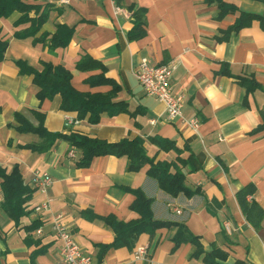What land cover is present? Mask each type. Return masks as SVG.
Returning <instances> with one entry per match:
<instances>
[{"label":"crops","instance_id":"0c3cea01","mask_svg":"<svg viewBox=\"0 0 264 264\" xmlns=\"http://www.w3.org/2000/svg\"><path fill=\"white\" fill-rule=\"evenodd\" d=\"M223 1L237 10L218 18L217 6L205 0H118L120 11H115L113 0H74L60 6L25 0L38 7L37 13L46 10L36 36L49 38L58 24L71 28L66 46L52 52L43 43H33L32 37L14 36L28 26L13 24L17 12L0 18L7 38L0 61V166L6 171L16 166L24 183L34 188L35 172L52 178L45 193L34 190L27 202L30 212L18 225L0 205V264L57 262L61 241L51 220L58 213L92 264H206L193 256L195 247L190 242L171 250L174 226L159 228L152 235L141 233L130 248L109 247L99 254L114 236L103 218L128 221L137 216L130 208L135 189L152 199L155 218L184 224L205 252L224 251L222 264H264V218L260 228L253 229L235 197L237 190L253 183L252 198L264 209V29L257 20L232 29L240 12L264 16V2ZM134 8L143 10L138 17L143 22L139 36H131L135 23L128 9ZM83 54L100 61L105 76L119 85L113 100L126 102V112L102 113L96 124L86 117L78 120L75 112L60 109L58 94L40 101L31 76L19 70V61L38 71L43 62L60 64L71 71L76 89L108 90L84 83L93 72L75 68ZM143 57L155 65L176 62L170 87L182 97V115L199 120L196 131L179 120L168 121L164 104L145 94L132 73ZM238 78L252 79L258 87L247 90ZM33 112L42 114L50 132L79 131L106 141L139 137L155 161L192 156V169L176 163L185 174V185L199 193L169 196L147 176V166L130 171L126 156H98L87 166H78L81 152L66 140L57 138L46 147L44 137L17 130V113L32 125L39 123ZM150 136L172 140L177 150L159 149L147 140ZM46 198H50L49 209L34 212L33 207ZM34 220L41 232H25L23 226ZM224 222H229L230 232ZM137 247L146 249L141 259L134 258Z\"/></svg>","mask_w":264,"mask_h":264},{"label":"trees","instance_id":"16d2710c","mask_svg":"<svg viewBox=\"0 0 264 264\" xmlns=\"http://www.w3.org/2000/svg\"><path fill=\"white\" fill-rule=\"evenodd\" d=\"M114 1L116 5H120L118 0ZM205 2L217 6L218 18L237 10L234 5L223 0H205ZM32 11L34 15H30ZM37 11L38 7L36 5L29 4L25 0H0V18H7L12 13L17 12L19 17L13 24L18 26L28 23L25 29L14 32L15 37H32L33 43H43L47 45L48 50L51 52L58 47H65L72 33L71 28L58 24L55 32L49 38H47V34L36 36L47 17L45 9L40 13H37ZM128 12L135 23L131 36H139L143 32V22L139 21L138 17L142 16L143 10L142 8H134L133 10L128 9ZM252 20H257L264 29V16L241 12L232 29L236 30L249 24ZM6 47L7 38L0 27V61L3 59ZM18 65L21 73L31 76L32 83L37 87L36 97L40 101L50 99L53 95L58 94L61 97L60 109L64 112H75V118L78 120L86 117L87 122L96 124L99 122L102 113L116 115L127 111L126 102L113 100L119 90V85L113 79L105 76V67L100 61L87 54L81 55L75 63V68L82 72H93L85 78V84L90 87L107 86L109 87L108 90L91 92L76 89L71 84V71L60 64L53 65L49 62H43L42 69L39 71L20 61ZM238 80L247 90L258 87L252 79L238 78ZM33 113L39 120L37 125H32L21 114H16L17 130L20 132H33L44 137L46 147L50 146L57 138L66 140L72 147L79 149L81 152L76 163L78 166H87L93 158L98 156H126L130 171H138L147 166V176L153 179L157 187L169 196L176 197L183 194L186 197H191L199 193L198 189H190L185 185V174L176 163L177 161L181 165L192 169L194 163L192 156L186 159L178 158L175 162L155 161L147 155L145 142L142 138L106 141L90 137L79 131H72L68 134L50 132L43 125L42 114ZM147 140L159 149L177 150L174 142L167 138L150 136ZM255 189L253 183L246 184L236 191L235 197L246 222L256 230L261 226L264 209L252 198ZM34 190V187L24 183L16 166L10 171H6L0 166V192L2 194L0 205L16 225L30 212L27 209V202L31 199ZM131 191L134 199L130 204V208L137 216L128 221H121L113 216L103 218L104 222L112 229L114 236L109 245H103L100 248V255L109 247L126 246L130 248L141 233L152 235L159 228L174 226L176 230L171 238L173 241L171 250H175L182 242H190L195 247L194 257L201 258L206 264H222L220 261L226 257L224 251L212 248L210 251L205 252L198 237L191 234L184 224L155 218L151 209L152 199L147 197L140 189ZM39 225L40 223L34 220L29 225L23 226V229L25 232H31L37 229Z\"/></svg>","mask_w":264,"mask_h":264},{"label":"built area","instance_id":"2783aa9c","mask_svg":"<svg viewBox=\"0 0 264 264\" xmlns=\"http://www.w3.org/2000/svg\"><path fill=\"white\" fill-rule=\"evenodd\" d=\"M44 1L60 6L67 5L74 0ZM113 2L115 3L114 0ZM120 10V7L116 5L115 11ZM175 68L176 62L174 61L155 65L151 64L146 57H143L133 69L132 73L145 94L154 97L158 102L164 104L168 121L179 120L180 123L196 131L199 126V120L196 117L185 118L182 115V97L175 94L170 87V79ZM69 121L71 120L69 119ZM69 156H73V150L69 151ZM33 183L36 191L45 193L52 183V178L46 172H35L33 175ZM49 202L50 198L42 200L33 207V211H47L49 209ZM61 216V213H58L51 220V228L56 237L61 241L59 258L54 264H92L91 256L82 251L79 244L71 235L66 223L62 221ZM224 228L227 232H230L229 222H224ZM36 232L40 233L41 228L38 227ZM145 254L146 249L144 247H137L134 251V258L141 259Z\"/></svg>","mask_w":264,"mask_h":264}]
</instances>
